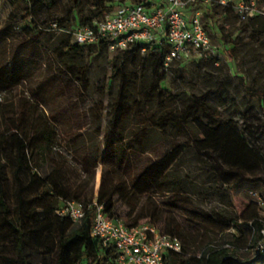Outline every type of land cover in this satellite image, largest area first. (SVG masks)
Listing matches in <instances>:
<instances>
[{
  "label": "rangeland",
  "instance_id": "obj_1",
  "mask_svg": "<svg viewBox=\"0 0 264 264\" xmlns=\"http://www.w3.org/2000/svg\"><path fill=\"white\" fill-rule=\"evenodd\" d=\"M122 1L105 0L107 5H112V9ZM92 3L93 0H81L72 8V0H53L50 5L45 0H30L24 10L13 14V10L0 0V32L4 30L7 34V37L0 35V75L10 79L7 87H3L0 80V101H4V98L14 100L21 95L36 100L43 98L48 112L61 120L56 125L57 149L65 152L71 160L75 159V145H79V148L96 146L100 148V155L104 151V133L109 134L105 115L109 113L118 87L117 79L111 81L110 87L107 85L110 59L121 51L92 52L94 49H91L84 62L88 67V78L95 87L89 93L79 95L76 90L78 85L75 84V89L70 85L69 89L58 94L62 88L60 78H63L61 72L64 70L52 52L56 38L45 34L33 39L26 29L13 31L12 28H5L11 21L17 20L21 25L28 23V16L37 21L52 20L63 18L72 11L71 17L82 18L85 11L92 8ZM212 16V19L204 16L202 19L212 44L222 48L221 36L226 40L239 41L232 61L227 59L224 51L218 63L187 61L179 69H160L158 75L153 73L148 60L137 64L130 61L126 65L132 115L123 127L121 140L111 134L108 137L120 165H112L110 161L105 165H96L93 193L96 199L101 198L98 188L103 171L107 178L114 174L126 184L125 199L123 196L116 197V208L122 218L126 219L125 215L134 203L136 210L149 208L158 215L171 216L181 224L192 251L202 248L208 240L220 241L224 238L232 241L241 234L243 239L238 245L239 256L255 259L264 257V183L245 180L238 185L239 177L234 173L217 179L215 174H219V169L214 164L213 152L198 149L195 144L203 136L201 124L232 121L234 127L245 134L251 145L264 155V110L261 109L264 98L260 102L257 95L247 93L240 83L243 76L246 86L260 87L264 91V37L249 38L250 28L238 20L234 10L216 7ZM253 54H257L258 59ZM17 69L22 70L20 77L16 75ZM159 76H163L161 86L164 90L154 94L152 102L148 103L147 92L153 86L156 88ZM102 85L105 86L103 92L99 90ZM35 90L37 92L34 94ZM168 95L173 96L174 101H168ZM136 102H145L146 107L142 111L136 110ZM189 104L194 105L190 108ZM145 111L146 114L157 112V117L171 115L174 120L163 127L154 121H140L139 117ZM185 115L187 121L183 118ZM78 125L83 139L75 142L68 136L77 132ZM56 154L61 158L58 151ZM160 168H166L169 175L179 178V193H163L153 188L152 178ZM43 169L39 170L40 173ZM239 170L245 178L264 177V160L253 167L243 166ZM24 182H27L26 176ZM14 185L12 174L8 171L10 206L13 204ZM257 197H260V202ZM179 200L183 202H174ZM198 211L213 215L221 212L225 218L234 217L237 227L208 219L199 215ZM246 223L251 225L250 229ZM254 242L261 244L256 246ZM4 252L11 254L9 249H4ZM40 259V256H33L29 261L35 264Z\"/></svg>",
  "mask_w": 264,
  "mask_h": 264
},
{
  "label": "trees",
  "instance_id": "obj_2",
  "mask_svg": "<svg viewBox=\"0 0 264 264\" xmlns=\"http://www.w3.org/2000/svg\"><path fill=\"white\" fill-rule=\"evenodd\" d=\"M29 1L3 0V4L11 8L15 14L20 12L19 10H24ZM80 1L72 0V8H75ZM131 1L143 2L145 0ZM255 1L258 12L245 21L238 19L246 28H250L249 38L251 39L264 37V0ZM45 2L50 5L53 0H45ZM216 7L219 6L214 4L206 8L204 17L212 19L213 10ZM112 8V5H107L105 0H93L92 8L87 9L82 18L71 17L72 11L63 18L52 20L37 21L32 16H28V23L21 25L17 20L11 21L5 30L26 29L29 32L28 36L33 39L45 34L53 35L56 39L52 52L64 70L61 72L62 88L58 90V94H62L66 88L69 89L70 85L75 89V84H77L78 94L84 95L95 87L88 78V67L84 62L86 56L91 49H94L92 52L110 51L109 42L101 38L93 44L75 43L69 41L67 36L63 39L65 35L50 30L49 24L56 22L61 28L90 24L94 19L104 18L113 10ZM221 8H226L228 11L233 10L231 6ZM204 27L207 29L206 25ZM1 31L0 35H7L3 32L4 30ZM221 40L222 52L225 51L227 59L232 61L235 48L239 45L238 39H229L230 44L224 36H221ZM116 51L121 52L110 59L111 70L107 85L110 87L111 81L117 79L118 87L110 104L109 113L105 117L109 126V134L121 140L123 127L132 115L128 101L130 80L126 76V65L130 61L137 64L139 61L148 60L152 65L153 73L158 75L160 69L172 70L174 67L179 69L181 64L186 62H172L169 67L164 68L163 59L167 52V45L164 42L152 45L143 52H141V45L137 43ZM253 55L255 59H258L257 54ZM199 60L218 63L221 59L206 57ZM17 70L16 75L20 77L22 70ZM0 80L3 87H7L10 81L9 77L4 75H0ZM157 80L156 88L153 86L147 92L148 103L152 102L154 94H160L164 90L161 86L163 76L157 77ZM240 83L247 93L257 95L258 100L262 101L264 91L260 87L246 86L243 76L240 78ZM103 87L105 86L102 85L99 88L101 92H103ZM36 92L37 90L34 94ZM40 99L21 95L14 100L4 98V101H0V247L2 249L0 264H32L29 259L33 256L41 257L35 264H106L111 262L115 257L113 248L103 247L100 239L91 234L96 210L94 202L103 205V211L107 216L122 218L116 208V197L123 196L124 198L126 194L124 180L121 181L114 174L107 178L103 171L98 188V195L101 198L96 199L93 193L92 180L96 165H105L107 161H110L112 165H120L115 158L114 148L108 141L109 134L104 133V151L101 155L100 148L96 146L79 148V145H75L73 146L75 159H69L65 152L57 149L56 125L61 120L52 116L45 106L44 99ZM174 99L173 96H167L168 101H174ZM197 101L196 99L195 102ZM193 105L189 104V107ZM144 107H146L145 102L143 104L136 102V107L134 106L136 110L141 111ZM261 109L264 110V105ZM146 113L147 111L140 115V121H154L160 127L174 120V116L171 115L164 114L157 117V112ZM183 118L185 121L188 120L186 115ZM201 132L203 136L195 145L198 149L205 148L213 152L214 164L219 169V174H215L217 179H222L221 177L227 173H234L239 177L236 182L238 185L245 180L264 183V177L245 178L240 174L241 167L250 168L261 163L264 155L251 145L245 134L234 127L232 121H211L208 124H201ZM68 139L75 142L83 139L80 125H78L77 132L68 136ZM56 151L59 152L61 160L46 175H42L39 169L46 164L50 154ZM8 171L11 172L15 182L11 206L9 204ZM24 176L27 178L26 183ZM151 184L158 192L179 193L181 191L179 178L169 175L166 168L156 170ZM31 191L33 193L29 195ZM72 200L80 201L84 206V216L78 222L77 227L71 219L56 213L58 208ZM174 202L182 203L183 201ZM132 205L133 208L125 215L126 219L122 218L128 226H136L148 221L156 225L161 232L173 235L180 240L182 245L180 252L169 250L164 253L165 264H264V257L252 259L239 256L240 246L238 245L243 239L241 234L232 241L224 238L220 241L208 240L202 248L192 251L181 224L171 216L158 215L154 209L148 210L149 208L144 211L136 210V204ZM198 213L221 224L237 227L236 218H225L221 212H216L214 215L199 211ZM245 225L250 229V224ZM254 244L258 246L261 242H254ZM4 249H9L11 254H6Z\"/></svg>",
  "mask_w": 264,
  "mask_h": 264
},
{
  "label": "built area",
  "instance_id": "obj_3",
  "mask_svg": "<svg viewBox=\"0 0 264 264\" xmlns=\"http://www.w3.org/2000/svg\"><path fill=\"white\" fill-rule=\"evenodd\" d=\"M214 4L231 6L240 21L258 12L255 0H123L104 18L94 19L90 24L61 28L52 22L49 29L79 44H93L104 38L109 42L110 51L123 50L137 43L143 52L164 42L167 52L163 66L167 68L172 62L206 57L222 59V48L212 44L202 20L206 8ZM257 199L260 202V197ZM94 204L91 234L100 239L103 247H112L115 251L113 260L106 264H165L166 251L180 252V240L161 232L151 222L128 226L122 218L107 216L102 204ZM56 213L78 223L84 216V206L72 200Z\"/></svg>",
  "mask_w": 264,
  "mask_h": 264
},
{
  "label": "crops",
  "instance_id": "obj_4",
  "mask_svg": "<svg viewBox=\"0 0 264 264\" xmlns=\"http://www.w3.org/2000/svg\"><path fill=\"white\" fill-rule=\"evenodd\" d=\"M61 160V158L59 157V155L58 154H56V152H52L51 154H50V156L48 157V159H47V161H46V164L45 165H43L41 168L43 169V167H46V169L44 168L43 170H42V175H46L59 161ZM40 168V169H41ZM39 169V170H40ZM40 172V171H39ZM76 224V226L75 227H77V224L78 223H75Z\"/></svg>",
  "mask_w": 264,
  "mask_h": 264
}]
</instances>
